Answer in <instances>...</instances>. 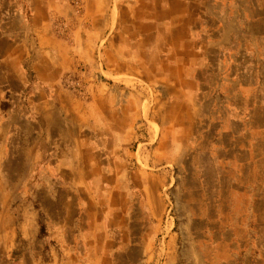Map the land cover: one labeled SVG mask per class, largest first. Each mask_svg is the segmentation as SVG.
I'll return each instance as SVG.
<instances>
[{"label":"rangeland","instance_id":"1","mask_svg":"<svg viewBox=\"0 0 264 264\" xmlns=\"http://www.w3.org/2000/svg\"><path fill=\"white\" fill-rule=\"evenodd\" d=\"M52 2L58 8L50 4L47 9L55 31L75 48L92 23L89 0ZM25 16L29 22L30 14ZM112 40L118 44L117 37ZM108 41L91 53L93 64L86 60V50L77 53L76 70L62 82L74 99L90 102L96 127L88 125L93 129L82 136L65 133L74 146L55 142L45 166L35 164L45 154V140L32 125L21 124L12 135L3 173L16 211L14 219L0 213V221L13 223L18 231L39 226L40 238L16 234L14 244L0 242V264H233L231 253L212 248L202 253L196 243L214 238L207 237L206 229L194 232L181 202L184 172L193 169L183 165L184 155L200 105L205 109L212 101L215 68L209 63L200 70L194 47L180 48L184 53L179 54L162 52L157 48L173 41L146 36L126 41L142 48L138 62L125 59L126 69H116L119 53L103 51ZM92 93H98L95 99ZM104 109H109L107 115H102ZM105 120L108 127L102 125ZM54 161L61 163L55 168ZM243 262L239 264H248Z\"/></svg>","mask_w":264,"mask_h":264},{"label":"crops","instance_id":"2","mask_svg":"<svg viewBox=\"0 0 264 264\" xmlns=\"http://www.w3.org/2000/svg\"><path fill=\"white\" fill-rule=\"evenodd\" d=\"M50 4L58 8L52 0H0V201L6 200L0 213L15 217L3 168L17 127L30 124L45 140V154L35 162L45 166L55 142L74 146L65 133L84 135L93 129L88 125H98L90 102L63 89L66 73L76 70V54L86 50L93 64L91 53L108 39L104 53H119L114 68L126 69L125 59L136 63L142 52L138 44L126 45L129 38L168 36L173 43L158 51L179 54L194 47L198 68L210 63L218 75L210 106L200 105L183 161L193 166L184 172L181 201L191 215L190 227L195 233L206 229L214 238L196 244L203 254L208 248L233 254V264H264V0H89L92 23L75 48L56 33ZM114 37L118 44L111 43ZM92 94L95 99L98 93ZM77 121L82 125L73 128ZM60 163L53 162L55 168ZM32 228L18 231L0 221V242L14 244L16 234L40 238V227Z\"/></svg>","mask_w":264,"mask_h":264}]
</instances>
